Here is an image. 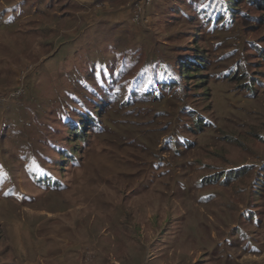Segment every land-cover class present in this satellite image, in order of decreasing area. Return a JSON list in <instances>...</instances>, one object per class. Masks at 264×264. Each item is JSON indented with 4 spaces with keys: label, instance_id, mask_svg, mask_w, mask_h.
Wrapping results in <instances>:
<instances>
[{
    "label": "rangeland",
    "instance_id": "1",
    "mask_svg": "<svg viewBox=\"0 0 264 264\" xmlns=\"http://www.w3.org/2000/svg\"><path fill=\"white\" fill-rule=\"evenodd\" d=\"M103 1L0 0V264H264V0Z\"/></svg>",
    "mask_w": 264,
    "mask_h": 264
},
{
    "label": "built area",
    "instance_id": "2",
    "mask_svg": "<svg viewBox=\"0 0 264 264\" xmlns=\"http://www.w3.org/2000/svg\"><path fill=\"white\" fill-rule=\"evenodd\" d=\"M149 1L150 0L130 1V20L134 25L142 26V24H145L146 7L150 4Z\"/></svg>",
    "mask_w": 264,
    "mask_h": 264
},
{
    "label": "trees",
    "instance_id": "3",
    "mask_svg": "<svg viewBox=\"0 0 264 264\" xmlns=\"http://www.w3.org/2000/svg\"><path fill=\"white\" fill-rule=\"evenodd\" d=\"M258 2V1H257ZM259 4V3H258ZM259 6H260V4H259ZM229 7L230 8H232L233 6L231 5V3H229ZM218 166V170H213V168H212V170L210 171V174L209 175H207V176H204V177H201L200 179H199V181L200 182H203L204 183V181H205V179H208V178H211V177H217V176H220V175H223V176H221V178L222 177H225V181L226 182H229L230 181V179H232L231 177H232V174H234V173H237V171L239 170H237V169H230L229 167H221V165H217ZM234 177V176H233ZM235 178V177H234ZM221 183H223V182H221ZM228 184V183H227Z\"/></svg>",
    "mask_w": 264,
    "mask_h": 264
},
{
    "label": "crops",
    "instance_id": "4",
    "mask_svg": "<svg viewBox=\"0 0 264 264\" xmlns=\"http://www.w3.org/2000/svg\"><path fill=\"white\" fill-rule=\"evenodd\" d=\"M99 0H96V2H95V5L97 6V7H99V5L97 4V2H98ZM103 1V0H102ZM104 2V1H103ZM90 4H92V3H90ZM90 7V6H89Z\"/></svg>",
    "mask_w": 264,
    "mask_h": 264
}]
</instances>
